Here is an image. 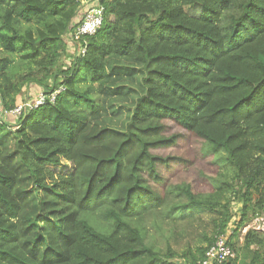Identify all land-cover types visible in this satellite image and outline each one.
I'll return each instance as SVG.
<instances>
[{
    "label": "trees",
    "instance_id": "obj_1",
    "mask_svg": "<svg viewBox=\"0 0 264 264\" xmlns=\"http://www.w3.org/2000/svg\"><path fill=\"white\" fill-rule=\"evenodd\" d=\"M99 2L66 64L75 0H0L2 108L60 89L0 122V264H196L233 203L228 241L264 264V232L238 238L264 215V0ZM184 136L218 165L208 194L170 177ZM185 225L205 245L177 250Z\"/></svg>",
    "mask_w": 264,
    "mask_h": 264
},
{
    "label": "rangeland",
    "instance_id": "obj_2",
    "mask_svg": "<svg viewBox=\"0 0 264 264\" xmlns=\"http://www.w3.org/2000/svg\"><path fill=\"white\" fill-rule=\"evenodd\" d=\"M67 52L70 55L68 58H65L66 64L69 63L71 56H73L77 52V45H69L67 48ZM35 89V90H34ZM34 90V91H33ZM39 90H41L39 87H27L26 91L21 95V98L18 101V104L20 103H27L30 98H32L33 95H35ZM104 101H107V97L104 96ZM177 129V128H176ZM174 130V129H173ZM171 152L175 153H182L186 152L189 154V157L192 159L193 165L189 166L187 169L180 171L178 174H176L177 170L174 171V174H170V177H172L173 181H188L192 183V188L194 192L208 194L212 191V187L209 184V182L206 180V177L209 175H214L217 172L218 165L215 164L214 158L211 154H206L202 150H199V145L196 144L193 140L189 138V136H184V138L181 139V142L178 143L176 148L172 149ZM54 169L59 171H66L69 170V163L65 160H62L59 165L52 166ZM176 172V173H175ZM237 206L235 203L232 204V212L233 217L231 219V222L228 225V237L230 234L233 233V230L235 228V221L238 217V214L236 215ZM258 221V222H256ZM211 225H208L209 230ZM252 226L257 227L258 230L256 231H262L264 232V215H260L257 217H254L249 221L248 224L243 226L239 229L238 235H239V244L241 245V241L243 238L244 233L248 229H252ZM227 230V229H226ZM169 233V232H168ZM174 239H177V250L184 249L186 247L194 248L197 245H205L204 242H201V238L198 235V233H195V230L192 227H188L185 225V227L180 228L179 226L175 228V232L173 235V238L171 239V242L174 241ZM240 253H244L245 250L243 248L240 249ZM239 253V254H240Z\"/></svg>",
    "mask_w": 264,
    "mask_h": 264
},
{
    "label": "built area",
    "instance_id": "obj_3",
    "mask_svg": "<svg viewBox=\"0 0 264 264\" xmlns=\"http://www.w3.org/2000/svg\"><path fill=\"white\" fill-rule=\"evenodd\" d=\"M77 3V13L67 33L65 34V41L67 48L69 45H77L76 53H83L84 37L93 35L97 29L102 25L104 18V9L99 0H75ZM75 53V54H76ZM60 89L46 94L42 90H39L27 103L17 104L12 110L6 111L2 108L0 103V122L8 121L9 118H13V122L17 121L23 113L44 104L46 101L53 102L55 95ZM16 124V126H18ZM258 222V221H256ZM253 230H258L257 227L252 226ZM229 231L228 229L215 237L210 245H208L204 251L203 256L196 262V264H236L237 251L228 241Z\"/></svg>",
    "mask_w": 264,
    "mask_h": 264
},
{
    "label": "crops",
    "instance_id": "obj_4",
    "mask_svg": "<svg viewBox=\"0 0 264 264\" xmlns=\"http://www.w3.org/2000/svg\"><path fill=\"white\" fill-rule=\"evenodd\" d=\"M29 87L32 88L33 85H31ZM246 253H247V251H245L244 253H241V255L239 254V257L237 258L236 264H249V261H250L252 255H251V252H249L250 254L249 253L246 254Z\"/></svg>",
    "mask_w": 264,
    "mask_h": 264
}]
</instances>
